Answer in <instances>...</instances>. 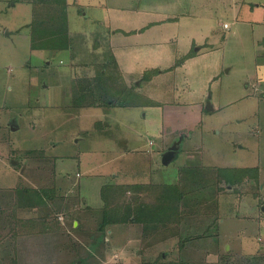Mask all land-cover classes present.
<instances>
[{"label":"rangeland","instance_id":"rangeland-1","mask_svg":"<svg viewBox=\"0 0 264 264\" xmlns=\"http://www.w3.org/2000/svg\"><path fill=\"white\" fill-rule=\"evenodd\" d=\"M3 1L12 5L17 2L8 14L16 21L15 26L33 19V8L28 3ZM71 1L73 4L66 0L65 6L69 33L92 28L95 24H91L83 4L88 0ZM106 1L114 7L109 15L105 11L99 18L105 26L111 21V31L118 32L116 41L134 43L139 39L150 46L148 53L127 51V47H118L117 53L112 50V57L108 54L107 58L111 57L116 67L118 61L124 64L123 67L120 63L113 72L131 78L129 84L137 83L140 93L146 95L143 91H148L152 93L150 97L162 100H156L162 105L161 135L157 128L147 132L145 111L142 107L136 110L131 123L138 131L132 135L135 140L129 142L136 150L135 163L143 172L151 173L153 181L181 182L184 196L198 200L202 196H219L217 206L224 220L221 230L227 229L230 233L229 243L238 241L243 231L254 240L260 235L264 237V203L260 204L258 197L264 196V0H253L260 3L259 6L248 2L251 0L239 3L227 0ZM55 6L61 7L62 15V5ZM55 6L47 8L52 9L53 16L60 10ZM158 8L160 12L155 11ZM224 21L230 28L223 26ZM29 26L20 30L26 32ZM8 29L12 35L7 34ZM90 44L93 46L92 42ZM78 49L82 51L78 62L84 63L88 50L80 46ZM191 50L200 53L186 67L176 72L167 71L174 69L176 62ZM69 57L64 48L45 53L32 50L28 38L16 36L10 24L7 28L0 25V209L9 213L19 211H14L16 199L10 191L18 186L54 185L57 194L68 192L67 196H75L71 193L79 191L94 201L95 196H101L102 183L115 180L113 176L95 175L83 167L84 162L87 166H99V173L110 169L117 165L111 154L117 151L120 157L118 151L123 147L114 144L113 137L109 138L111 133L118 134L114 127L103 133L97 129L95 121L102 117V109L72 105L74 83L85 76L84 72H68L73 68L71 65L77 68ZM159 59L161 66L155 64ZM27 61L30 65L25 64ZM141 64L149 67L141 70ZM155 67L172 68L165 69V73L149 82L143 80V71ZM260 81H263L258 86L261 90L256 88ZM208 103L213 110L206 111ZM122 110L125 108L118 107L111 113L118 115ZM150 111L159 116L157 109ZM107 120L105 117L97 124L102 122L105 128ZM172 145H177L180 151L165 164L163 155ZM254 164L260 165L258 171L250 172L258 175L261 167L260 184L249 173L246 176L242 173L244 180L238 184L227 179L241 174L235 166ZM78 171L80 175H76ZM240 196L244 202L240 203ZM217 206L215 203L213 209ZM25 211L38 212L35 208ZM65 211L72 217L71 209ZM255 212L260 216L252 219L250 216ZM12 219L15 216H0V232L2 227L12 230L15 223ZM207 221L193 227L205 228ZM4 237L0 234V238ZM4 240H0V245Z\"/></svg>","mask_w":264,"mask_h":264},{"label":"crops","instance_id":"crops-1","mask_svg":"<svg viewBox=\"0 0 264 264\" xmlns=\"http://www.w3.org/2000/svg\"><path fill=\"white\" fill-rule=\"evenodd\" d=\"M227 1H234V3H239V1L241 0ZM245 1L246 0H243L242 2ZM20 2H26L31 5L32 8V3L30 0H20ZM248 2H251L258 6L260 5V3H255L253 2V0ZM16 3L17 2H14L12 5L8 4V2L0 0V25L2 28H7V25L10 24V26H12V28L16 30V36H22L23 38L29 39L30 48H32L30 30L31 27L29 26L32 18H30V20L25 22L23 25L22 23L19 24L20 26L18 27L15 26L16 21H14V19L8 15L12 11L13 6H16ZM68 3L73 4V1L68 0ZM83 4L88 10H85V13L87 14V17L89 14L90 20L92 21L91 24L95 25L90 29L79 30L76 33L74 31L70 32L71 45L65 50L70 54L69 58H71V63L75 65L77 64V68L75 69V66L71 65L70 67L73 68H70V71L68 72H84L82 74L84 76L97 75L100 73H118L113 71L116 70L117 67L119 68L120 63L124 67L123 61L121 60L120 63H118L119 61L116 62V67L113 63L114 60H112L111 58L112 52L114 51L115 53H117L116 49L118 47H127V51H141L143 53H148L150 49L148 43H141L139 39L135 40L136 42L134 43L132 41L130 42V40H128L126 43H119L118 40L116 41L118 32L116 30L111 31V21L109 26H105V24H103V22L100 20L99 16H102L103 12L107 11L106 14L109 15L110 11L114 7L113 3L108 4V1L106 0H88L84 1ZM162 7H164V5ZM160 10L161 8H158L155 11L160 12ZM31 16L33 17V15ZM14 18L16 19L17 15H14ZM25 25L29 26V30L27 29L26 32H22L20 30V27H23ZM140 33H142V31ZM7 34L12 35V31L8 29ZM195 41L196 40L194 39L193 42ZM91 42L93 46H91ZM78 46L88 50L85 53V56H88V58L84 61V63H82L81 61L78 62V58L82 56V51L79 52ZM32 50H37L45 53V51L47 50L55 49L32 48ZM199 53L200 51H196L195 55L186 58L181 64H179L178 66L176 65L174 69L167 71L176 72L178 71V69L186 67L189 61ZM108 54H110V58H107ZM160 60L161 59H159V61L155 63L157 64V66L162 65L159 64ZM136 61L138 62V60ZM50 62L51 61H48V63ZM25 64L30 65L28 61ZM142 64L140 65L141 67H143ZM146 67L149 66L144 65L141 70ZM167 68L169 67H166L164 69L161 68L158 74L154 75L150 80L146 82H149L155 76L162 74L164 71H166L165 69ZM123 71V73H127L126 69H123ZM124 77L126 78V76ZM130 79L128 77L126 78L128 83ZM185 81L186 83H188L187 80ZM262 82L263 81L257 82V89L261 90L258 86H260V83L262 85ZM143 92L149 97L150 94H152L148 91ZM151 98L162 101L158 97L151 96ZM118 107L125 108V110H122L121 114L119 113L118 115L111 113L113 109ZM95 108H99L104 111L103 112L101 110L102 117L96 119L97 121H102L105 117L108 118L105 128H103L104 125L102 124V122H98L97 124V121H95L97 129H99L100 132L103 133L106 131V129L110 130L112 127H114L118 131V134L111 133L109 135V138L112 139L113 137V143L117 146L120 145L123 148L121 149L122 151H118L119 153H121L120 157L117 156V151L111 154L113 156L112 160L115 163L117 162V165H114L112 168L101 170L102 172L99 173V166H87V164L83 162V167H85V169L95 175H110L115 179H112V181H108L105 183H175L153 181L152 174L149 172H143L142 169L138 167V164L135 163L136 158L134 159L133 155L135 154L134 152H136V150H133V147H130L129 145V142L135 140V136L132 135L138 131L131 123L133 118L137 115L136 110L138 108H141L143 111H145L144 118L145 120H147V132H150L152 131V129L157 128L158 134H162V105L103 107L96 106ZM200 108L202 112L204 108L202 109L201 102ZM153 109L158 110L159 116H156L152 111H150ZM150 112L153 115H150ZM128 119H130V122L128 121ZM132 137H134V139ZM150 142L152 143V140H150ZM179 151L180 148H177L174 157L178 155ZM118 161H121L120 165H118ZM108 162L109 160H107L105 164L107 165ZM255 166L258 167L260 165H238L235 167L244 168ZM105 167L106 166L102 168ZM78 172L76 173V175L81 174L80 172ZM260 175L261 167L258 176L252 177V179L259 184L263 179L260 178ZM105 183H102V185ZM33 186L37 187L36 185ZM43 186L49 185L47 184ZM65 193V195L68 194V192ZM71 194L78 195L80 198V202L73 203V207L76 208H70L73 211L71 218L73 219L74 226L78 225L80 221L84 222L85 224L90 222H92L91 224H93V220L97 221L100 218L101 214L99 212L90 213L89 211H87L85 206H91L94 208L103 206L104 201L102 196H95L94 201H92L88 196L81 194L79 191L72 192ZM258 197L259 203H264V196ZM242 199L243 197L240 196V203L245 201ZM218 202L220 204V200ZM33 209L21 207L17 213L0 212V216L2 218L6 217V215H8V217L15 216V219H12L13 222H15L12 228L13 231L7 230V228L11 229L10 227L1 228L2 232H0V234H3L5 236V240L3 238H0V240H4L0 245V264H22L27 262H29V264H65L72 260L75 254L73 250L69 248L70 244H76V241L84 243L83 240L79 239L77 235H75V239L69 240L67 237L69 236V233L71 234L70 230H68L69 233L65 232L64 229L52 231L49 228L48 231H46L44 227L45 225H47V223H45L44 227L41 226L38 229L36 223L32 226V222H29L28 220L36 218L38 212L33 211L30 213H24V211ZM62 215L65 216L64 213H62ZM69 215L70 213H66V218L70 219ZM259 216L260 215L255 212L250 217L252 219H256ZM190 221L193 222L191 226L188 224H185L184 226L173 224L170 226L169 231L164 223H159L157 228H155L153 231L149 230L147 232L144 224L140 222L127 221L120 223H111L107 225L104 231V236L97 237L98 235H93L98 244L101 243V245H104L101 250H92V253L95 255L89 252L91 251V249L95 248L96 243L85 245L86 248H81V252L83 254H86L87 250L90 253L86 254V256L89 257V260L86 261L85 264H149V262H152L154 260H159L161 264H264V237L260 235L257 237V240H254V237L250 236V234L246 231H243L244 234H242L241 238L240 236L239 238H237L238 241L229 243L228 241L230 233L227 231V229L225 231L221 230V226L224 224V220L221 219L220 207L217 213V217L213 218L212 216L208 218V221L205 223V225H203L204 227H207V229L202 227L200 228V230H198V227H193L196 222L193 219H190ZM28 223H30V225H28ZM1 225L4 226L3 223H1ZM214 225H217L216 229H214ZM210 228H212V230H210ZM225 228H228V226H225ZM10 234H12V236Z\"/></svg>","mask_w":264,"mask_h":264},{"label":"trees","instance_id":"trees-1","mask_svg":"<svg viewBox=\"0 0 264 264\" xmlns=\"http://www.w3.org/2000/svg\"><path fill=\"white\" fill-rule=\"evenodd\" d=\"M63 1V3H60ZM33 8V19L31 25V47L32 48H48V49H66L71 45V38L66 23L67 12L65 11L66 0H31ZM62 5L63 13L61 15ZM51 6L59 8L58 15H51ZM54 8V7H53ZM192 50L186 53L176 65L181 64L186 58L195 55ZM180 62V63H179ZM175 65V66H176ZM172 68V67H169ZM167 68V69H169ZM160 68H151L145 70L142 74L143 80H150L154 75L158 74ZM137 83L129 84L125 81L124 76L118 73L105 74L100 73L95 76L79 77L74 83V92L72 105L76 107L85 106H135V105H161V102L140 93L137 89ZM136 91V92H135ZM206 111L207 108H205ZM258 167L238 168L241 174L238 176H230L227 178L232 184L242 182L243 176L253 174L250 172ZM237 169V168H236ZM234 172L233 174H235ZM242 173H245L242 175ZM181 181V179L179 180ZM13 196H15V209L24 207L27 209H37L36 218L29 219L32 226L36 223L37 229L41 226L48 231L62 230L71 234L67 237L69 240L75 239V235L84 243L76 241V244H70L74 252V258L65 264H85L89 260L86 254H90L96 250L99 251L104 246L97 243L93 237L94 234L104 236L107 225L111 223H120L127 221H136L144 224L147 231H153L158 227L159 223H164L170 230V226L177 224L184 226L192 225L193 219L196 223L208 220L212 217L216 218L219 211L218 196H202L201 200L194 196H184L181 182L175 183H105L101 187V196L104 204L99 208L85 206L87 211L99 212L100 218L93 224L79 222L74 226L73 219L66 218V209H75L70 203L80 202L78 195L73 197L57 194L56 187L52 186H18L13 188ZM11 194V192H10ZM148 194V196H144ZM25 196V199L21 197ZM78 197V198H77ZM77 199V200H76ZM72 203V204H73ZM216 206L214 209V204ZM70 206V207H69ZM10 207V206H9ZM0 212H8L6 209H0ZM64 213L63 220L60 215ZM69 213V212H68ZM209 214L210 216H207ZM193 216V217H192ZM205 217V218H204ZM208 217V218H207ZM30 225V223H28ZM94 229V230H92ZM207 229V227H205ZM96 232V233H95ZM95 244V248L81 252V248L85 245ZM93 254V253H92ZM95 255V254H93ZM94 257V256H93ZM147 264V263H146ZM149 264H161L159 260L149 262Z\"/></svg>","mask_w":264,"mask_h":264},{"label":"water","instance_id":"water-1","mask_svg":"<svg viewBox=\"0 0 264 264\" xmlns=\"http://www.w3.org/2000/svg\"><path fill=\"white\" fill-rule=\"evenodd\" d=\"M207 109L212 110L213 107L208 103ZM177 148H178L177 145H172L168 148L166 153H164V155H163V163L168 164L172 160V158L175 155Z\"/></svg>","mask_w":264,"mask_h":264},{"label":"built area","instance_id":"built-area-1","mask_svg":"<svg viewBox=\"0 0 264 264\" xmlns=\"http://www.w3.org/2000/svg\"><path fill=\"white\" fill-rule=\"evenodd\" d=\"M223 26H224L225 28H230V24H229L228 22H224V23H223ZM62 217H63V216H60L61 219H62Z\"/></svg>","mask_w":264,"mask_h":264}]
</instances>
